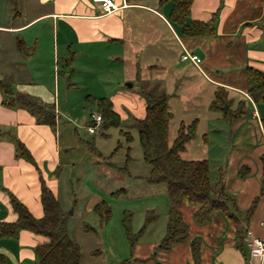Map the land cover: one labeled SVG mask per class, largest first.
<instances>
[{
  "label": "crops",
  "instance_id": "1",
  "mask_svg": "<svg viewBox=\"0 0 264 264\" xmlns=\"http://www.w3.org/2000/svg\"><path fill=\"white\" fill-rule=\"evenodd\" d=\"M112 1L119 9L105 13L93 0H0V79L11 81L14 91L53 104L56 111L53 131L49 126L37 123L25 109L4 106L0 91V221L16 220L8 193L24 204L35 218L43 215L40 174L63 208L59 192L62 175L69 176V192L73 194V179L79 184L80 176L110 174L106 168L115 171L107 165L108 162L104 167L101 164L100 169L97 162H82L71 153L70 150L75 149L77 131L71 134L68 127L57 126L60 112L57 109L59 81L56 65L64 61L69 69L77 54L93 59L108 58L107 50L110 51L115 44L126 48L138 44L139 34L147 23L145 18L153 16L157 19L152 22L154 27L158 28V24L172 34L181 55L186 50L201 58L198 66L183 61L181 56L173 63L181 66L182 71L192 72L201 84L181 104L182 111L191 113L190 122L198 121L196 136L186 144L181 157L192 142L200 144L203 159L209 165L212 161L214 163V168L210 165V175L215 171V176L211 175L212 184L220 177L239 211L249 210L254 204V210L243 227L252 236L264 239V124L261 121L264 105L255 104L250 99L245 79L246 67L264 72V0H194L185 22L208 21L216 13L215 34L209 38H182L180 27L168 20L172 1L163 5L159 0H146L142 4ZM174 26L177 34L172 33ZM45 34L48 41H45ZM177 35L180 41H177ZM161 42H165L164 38ZM21 44L20 49L18 45ZM50 54L51 61L39 58ZM160 60L171 64L165 57ZM51 63L54 65L53 79L46 81L43 70ZM68 72L66 69L63 74ZM179 81L180 76L174 79V85ZM69 86L74 87L73 84ZM217 87L227 90L233 100L229 106L232 111L237 109L240 101H245V115L229 122L223 111L210 110ZM169 95L173 120L175 115L170 103L179 100V94ZM109 100L112 109L122 119L114 98ZM145 106L141 101L134 109L136 120L144 117ZM174 108L177 109L178 104L175 103ZM88 112L91 115L93 109ZM181 123L188 124L180 120L178 127ZM66 132L70 142L61 143ZM13 139L25 145L36 166L17 155ZM240 171L245 172L244 177H240ZM99 200L97 195L94 196L86 203L87 209L92 210ZM178 209L188 227V239L167 251H156L165 234L156 239L144 237L154 224L151 223L134 247L131 264H193L191 242L196 238L200 239V264H264V258L250 254L246 246L247 235L243 236L242 245H237L236 228L223 213L215 212L209 222L198 224L193 217L197 206L183 202ZM45 241V238L28 231H21L16 238H0L3 264H37L35 247Z\"/></svg>",
  "mask_w": 264,
  "mask_h": 264
},
{
  "label": "rangeland",
  "instance_id": "2",
  "mask_svg": "<svg viewBox=\"0 0 264 264\" xmlns=\"http://www.w3.org/2000/svg\"><path fill=\"white\" fill-rule=\"evenodd\" d=\"M154 21H157L156 17H146L147 23L143 32L139 34L138 44L128 48L115 44L110 51L107 50L108 58L93 59L77 54L72 60L71 68L68 69L64 61H59L56 65L58 68L56 77L59 81L57 109L60 112L57 126L68 127L71 134L74 130L77 131L75 149H71V153L82 162H97L99 168L101 164L104 167L107 162L121 167L127 155L131 158L128 165L130 176L117 174L106 168L110 174L96 177L80 176L79 184L73 179L71 183L77 197L75 193L69 192L68 175H62L59 180L60 200L64 210L70 213L68 233L80 246L81 264H120L129 256L128 241L122 225L125 215L130 218V228L135 234L141 228L147 211H152L158 215V218L144 237L156 239L165 234L168 220L166 188L164 185H150L145 182L150 166L143 160L134 109L141 101L146 105L142 92L178 93L179 100L170 103L175 115L168 131L170 145L176 136L180 120L186 123L191 120V113L181 110L183 99L190 96L192 90L201 84L192 72L182 71L181 66L173 65L181 56L179 45L166 28L158 24V28L154 27L152 23ZM171 29L172 33L177 34L175 26ZM47 36L44 35L45 41H48ZM162 38L165 42H161ZM176 39L180 41L179 36ZM40 57L52 60L51 54ZM162 57L171 61V64L163 63L160 60ZM53 66L51 63L44 67L43 76L46 81L53 79ZM66 69L69 72L63 74ZM179 76L178 85H174V79ZM72 84L73 88L69 86ZM87 95L114 98L122 115L120 125L110 126L107 129L99 128L96 133L90 134L87 127L92 125L90 118L92 119L97 110L91 102L84 101ZM175 103L178 104L177 109L174 108ZM91 109L93 113L89 115L88 111ZM121 131L128 132L131 140L128 141L127 136L122 135ZM68 139L70 136L66 132L61 143L70 142ZM195 145L198 146L194 148ZM187 147V152L182 154L183 159L204 158L203 148L197 142H192ZM213 164V161L210 162L212 167ZM211 175L215 176V171H212ZM120 188L126 189V193L114 197L112 193ZM96 195L100 198L99 201L104 200L111 207V218L106 224H102L93 210H88L86 207V203ZM85 224L94 228L95 232H84ZM95 250L101 252L99 258L91 255Z\"/></svg>",
  "mask_w": 264,
  "mask_h": 264
},
{
  "label": "trees",
  "instance_id": "3",
  "mask_svg": "<svg viewBox=\"0 0 264 264\" xmlns=\"http://www.w3.org/2000/svg\"><path fill=\"white\" fill-rule=\"evenodd\" d=\"M127 1L132 4H142L146 0ZM167 1H172L168 20L172 25L180 27L182 38L214 36L216 13L208 21L193 20L188 24L185 19L190 15L194 0H159V4L163 5ZM22 46V44L18 45V48L21 49ZM245 79L246 92L250 99L255 104L264 105V72L246 67ZM0 91L3 93L4 106L25 109L36 118L37 123L47 125L55 131L56 111L53 104L42 102L28 93L14 91L11 81L7 79H0ZM142 96L146 102L145 115L142 119H137L136 123L139 127L138 137L143 149V160L150 166L145 182L150 185H164L168 200L166 233L155 250L167 251L175 244L183 243L188 239V227L178 209L183 202L197 206L193 217L198 224L209 222L211 215L215 212L223 213L235 226L237 245L240 247L243 236L248 231L244 229L243 223L250 218L254 204L249 210L239 211L233 197L225 191L221 178L219 177L216 183L212 184L210 165L207 160H185L181 157L186 144L196 136L198 124L196 119L188 124L181 123L176 137L169 145L168 131L173 118L169 108L171 95L142 92ZM85 101L95 104L102 119L100 128L107 129L110 126L120 125V116L112 109V103L108 98L87 95ZM232 101L225 88L217 87L209 107L213 111H223L225 119L233 122L245 115L246 109L245 101L242 100L237 104V109L232 111L229 109ZM224 106L228 107L226 111L223 109ZM261 121L264 124V117ZM121 134L127 136L128 141L131 140L128 132L121 131ZM13 140L17 155L36 166L34 158L25 145L17 139ZM130 159L127 155L121 167L111 162L107 165L121 174L130 176L128 171ZM239 175L244 177L245 172L240 171ZM40 185V203L43 211L40 218H35L24 204L13 194L8 193L9 203L16 214V220L14 222L0 221V238H16L21 231H28L46 239L35 247L37 264H80V246L70 238L68 233L70 213L61 207L59 200L46 185L41 174ZM123 193H126V189L120 188L112 195L118 197ZM92 210L102 224H106L111 218V207L104 200L96 203ZM157 218V214L147 211L141 228L134 234L130 228V218L127 215L124 216L122 225L128 241L129 257L120 264H131L135 245L147 226L154 223ZM83 230L87 233L95 232L94 228L86 224ZM191 252L193 264H200V239L196 238L191 242ZM100 254L99 250L91 252V255L96 257ZM0 264H3L1 257Z\"/></svg>",
  "mask_w": 264,
  "mask_h": 264
},
{
  "label": "built area",
  "instance_id": "4",
  "mask_svg": "<svg viewBox=\"0 0 264 264\" xmlns=\"http://www.w3.org/2000/svg\"><path fill=\"white\" fill-rule=\"evenodd\" d=\"M93 2L98 3L105 13H111L119 9V7L112 0H93ZM181 59L183 61H189L195 66H198L201 63V58L198 55L190 53L186 50L181 55ZM101 122L102 119L100 114H94L92 116V125L87 127L88 132L90 134L96 133V131L101 127ZM246 235L248 236L246 246L250 254L264 258V239L252 236L249 231H247Z\"/></svg>",
  "mask_w": 264,
  "mask_h": 264
},
{
  "label": "water",
  "instance_id": "5",
  "mask_svg": "<svg viewBox=\"0 0 264 264\" xmlns=\"http://www.w3.org/2000/svg\"><path fill=\"white\" fill-rule=\"evenodd\" d=\"M129 86H130V84H129ZM225 111L228 109V107L227 106H224V108H223Z\"/></svg>",
  "mask_w": 264,
  "mask_h": 264
}]
</instances>
